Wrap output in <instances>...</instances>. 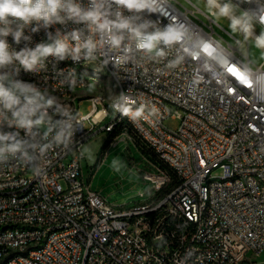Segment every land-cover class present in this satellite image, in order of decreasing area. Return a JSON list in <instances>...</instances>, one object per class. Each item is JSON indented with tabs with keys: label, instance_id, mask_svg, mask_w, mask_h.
<instances>
[{
	"label": "built area",
	"instance_id": "obj_1",
	"mask_svg": "<svg viewBox=\"0 0 264 264\" xmlns=\"http://www.w3.org/2000/svg\"><path fill=\"white\" fill-rule=\"evenodd\" d=\"M78 2L89 6V0ZM101 2L112 16L119 10L130 17L133 26L147 24L148 33L170 30L179 39L161 42L160 57L138 50L128 33L116 49L98 35L92 59L48 57L40 72L20 71L19 79L55 98L52 121L70 124L72 133L66 145L39 158V171L14 160L0 165V264L250 261L264 250V58L253 64L245 35L230 33L213 11L190 0H148L154 10L140 13ZM233 3L258 10L261 0ZM81 29L87 35L85 25L72 21L47 28L34 22L25 28L29 41L7 39L19 51L48 42L49 34L63 38ZM230 67L243 72L251 87L240 84ZM101 71L117 88L110 102L100 94L78 96ZM81 98L89 102L85 114L78 111ZM137 109L143 111L133 118ZM168 117L179 120L176 129L163 124ZM0 131L17 129L5 124ZM114 132L130 133L171 173L175 182L156 203L115 205L85 179V145Z\"/></svg>",
	"mask_w": 264,
	"mask_h": 264
},
{
	"label": "clouds",
	"instance_id": "obj_2",
	"mask_svg": "<svg viewBox=\"0 0 264 264\" xmlns=\"http://www.w3.org/2000/svg\"><path fill=\"white\" fill-rule=\"evenodd\" d=\"M117 6L130 12L140 13L152 9L148 0H112ZM209 9L217 10V17L229 20V29L242 32L245 37H254L255 47L264 49V0L258 10H242L233 0H207ZM72 21L86 26L85 30H73L63 38L57 33L55 39L48 35V42L37 43L35 47L13 49L8 37L15 44L22 40L29 41L25 28L36 22L44 27L52 24H64ZM261 31L255 34L256 26ZM147 24L133 26L130 17H125L119 10L112 16L107 5L101 0H89L84 7L78 0H0V126L7 125L17 131H0V165L9 161H18L31 165L39 171L37 161L53 146L67 144L72 133V126L63 122L53 123L56 114V100L47 89H41L35 83L19 79L20 71L38 73L45 69L48 57L63 61L69 56L86 60L94 58L98 43L96 36L103 35L105 43L112 48H119L125 40V33L135 40L136 48L146 53L155 52L164 56L159 44L167 45L179 39L170 30L148 33ZM94 29V32L91 30ZM37 32L38 27H32ZM72 41L73 43H69ZM74 83V81H73ZM123 99L127 100V97ZM117 110L128 114V109ZM50 110H52L50 112ZM143 109H137L133 118ZM19 130H23L24 135Z\"/></svg>",
	"mask_w": 264,
	"mask_h": 264
},
{
	"label": "rangeland",
	"instance_id": "obj_3",
	"mask_svg": "<svg viewBox=\"0 0 264 264\" xmlns=\"http://www.w3.org/2000/svg\"><path fill=\"white\" fill-rule=\"evenodd\" d=\"M190 1L205 13L213 11L212 18L215 22L235 34L229 29L227 18H218L217 10L209 9L206 0ZM213 28L215 33L222 35L218 27L213 26ZM255 30L258 33L261 31L257 27ZM244 44L250 61L255 65L260 64L264 58V49L255 47V42L250 38H246ZM241 51L245 52V47H242ZM85 94H100L109 103L117 94V88L109 74L101 71L93 79L89 89L77 92L78 96ZM88 105V100L81 98L78 105L79 113L85 114L88 111ZM163 124L167 128L176 129L179 120L168 117ZM84 152L85 179L94 190L115 205H129L135 202L156 203L175 182L167 169L158 163L151 152L130 133L114 132L108 135L100 133L85 145ZM248 257H250L249 254ZM240 264H264V250L250 261H243Z\"/></svg>",
	"mask_w": 264,
	"mask_h": 264
},
{
	"label": "snow or ice",
	"instance_id": "obj_4",
	"mask_svg": "<svg viewBox=\"0 0 264 264\" xmlns=\"http://www.w3.org/2000/svg\"><path fill=\"white\" fill-rule=\"evenodd\" d=\"M206 50H207V45L205 46V51ZM228 71L244 87H249V88L251 87V83L248 80V77L243 72L239 71L236 67H230Z\"/></svg>",
	"mask_w": 264,
	"mask_h": 264
},
{
	"label": "trees",
	"instance_id": "obj_5",
	"mask_svg": "<svg viewBox=\"0 0 264 264\" xmlns=\"http://www.w3.org/2000/svg\"><path fill=\"white\" fill-rule=\"evenodd\" d=\"M169 172V171H168ZM168 174H171L170 172Z\"/></svg>",
	"mask_w": 264,
	"mask_h": 264
}]
</instances>
